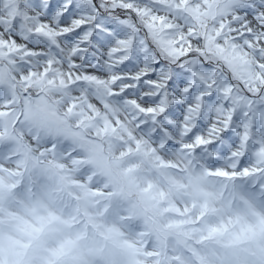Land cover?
Wrapping results in <instances>:
<instances>
[{
  "label": "snow or ice",
  "instance_id": "snow-or-ice-1",
  "mask_svg": "<svg viewBox=\"0 0 264 264\" xmlns=\"http://www.w3.org/2000/svg\"><path fill=\"white\" fill-rule=\"evenodd\" d=\"M191 3L192 0H0V33L6 30V35L0 36V54L7 52L16 61L13 72L27 71L37 57L47 62L46 72L57 63L68 64L75 72L70 90H94L106 108L125 103L135 106L140 113L138 120L143 121L138 128L154 140L152 151L183 148L193 150L197 160L206 157L207 168L193 161L189 169L201 174L207 170V174L223 176L228 181L213 197V203L221 207L206 208L209 215L223 217L244 208L264 212V168L251 169L245 163L251 161L254 150L264 154V86H253L264 85V63L255 65L260 72L253 81H244L247 89L242 97L214 69L196 60L180 64L181 71H176L165 57L179 60L185 50L166 47L175 41L165 40L163 35L180 28L178 23L170 22L173 18L187 23ZM223 3L215 29L211 33L206 30L198 38L214 43L221 52L222 41H227L233 52L243 48L240 55L248 63L249 52L264 59V0ZM141 63L150 64L152 71L139 73L137 64ZM89 67L95 71H81ZM110 69L120 73L112 77L111 83L101 78ZM141 86L156 90L155 94L134 99L139 92L133 89ZM165 95L170 101L166 107L148 106L156 105ZM75 136L72 132L71 137ZM178 138L186 143H179ZM12 143L27 150L20 136ZM135 143L139 147L141 141L136 139ZM241 146L243 151H236ZM51 150L55 152V145ZM225 161L238 170L229 173L210 168L214 162ZM250 178L255 183H247ZM40 179L37 177L30 187L28 178L22 177L11 190L0 185V264H85L73 257L75 248L71 246L64 256L53 260L49 245L54 243L52 235L60 225V217L54 211L36 213L40 206L37 197L46 196ZM29 195L37 205L27 209L32 219L24 223L13 209ZM236 221L242 224L238 216ZM21 231L23 235H19ZM224 231L227 236L219 235V226L209 227L207 236L194 245V251L178 245L175 251L182 256L174 257L171 264H184L182 257H188L191 264H264V233L257 239L247 229L233 235L225 225ZM6 248L14 249L15 255L6 259ZM119 255L118 248H111L103 253L102 260L92 264H119Z\"/></svg>",
  "mask_w": 264,
  "mask_h": 264
},
{
  "label": "clouds",
  "instance_id": "clouds-1",
  "mask_svg": "<svg viewBox=\"0 0 264 264\" xmlns=\"http://www.w3.org/2000/svg\"><path fill=\"white\" fill-rule=\"evenodd\" d=\"M223 7V0H192L190 5L192 10L189 12L191 18L187 23L173 18L170 22L178 23L180 28L165 32L163 35V39L175 41V44L165 45L166 47L184 49L185 55L179 60L169 57L165 59L171 60V64L178 72L181 71L180 64L187 65L188 62L196 60L202 66L214 69L217 76L231 83L233 89L242 97L247 89L244 81L251 82L259 75L260 70L255 65L264 63V59H257L249 52L248 60L251 62L248 63L245 57L240 55L245 51L243 48H240L239 53L233 52L228 48V42L222 41L221 47L224 51L221 52L214 43L198 38L203 37L206 30L211 33L215 29L219 10ZM225 19L227 20V17ZM111 63L115 64L116 61L112 60ZM137 70L143 74L151 72L152 67L150 64L141 63L137 64ZM81 71L95 70L89 67ZM114 75L119 76L120 73L110 69L106 75H101V78L111 83ZM161 83H164L163 78ZM133 91L139 92V96L133 98L140 100L146 96H153L156 90L141 86ZM62 92L63 89L59 85L44 84L36 96H32L31 93L25 95L19 110L14 114L13 123L17 124L19 121L17 127L20 137L27 140L32 153L33 160L28 161L31 164L30 171L36 174L38 169L46 170V174L39 177L40 182L48 190L45 191V197L38 196L37 200L48 201L49 205L55 208L59 206L65 193L73 197L78 205L77 212L82 210V214L79 215V219L76 216L72 219L78 224L83 220L87 225L88 217L94 215L98 223L88 230L86 239H91L97 246L102 245V252L111 248L110 242L105 238L108 226L99 222L106 208L115 200L122 201L125 205L120 213L122 222L131 219L132 211L140 213L141 227L137 228L135 234L118 233L121 241L127 240L137 246L129 247L125 244L118 248L119 264H134L145 246L159 247L161 256L165 258L161 264H167L168 252L176 250L170 245H179L181 241L185 247L200 243V238L210 227V221L216 216L205 211L206 204H214L213 197L199 189L195 180L189 179L187 174L182 172L179 164L169 169L170 172L178 174V177L173 176L172 179L144 174L138 163L140 147L133 146L136 144V138L127 136L125 127L122 126L125 121L136 127L143 123L138 120L140 113L136 111L135 106L130 103L123 104L125 112L120 114L123 115L121 120L120 115L111 113L100 99H96L97 93L90 101L95 111L92 108L85 111L82 101L74 108L73 100L78 98L62 95ZM169 102L168 96L165 95L156 105L148 106L159 108L163 104L166 107ZM63 127L75 132V138L64 135L59 130ZM139 130L144 132L143 128ZM140 139L143 141L144 137L141 136ZM53 145L55 152L51 150ZM236 151H243V147H238ZM23 159V154L19 153L13 162L19 168ZM245 163L251 169L264 168V154L258 149L254 150L251 161ZM218 164L219 162H214L210 168L214 170ZM202 175H207V170ZM252 179L254 178L248 181ZM90 205L95 206V214ZM48 212L47 206L41 205L36 208L38 215H46ZM250 222L260 227L255 220ZM218 226H225L223 219ZM241 226L240 222L228 219L227 227L230 231ZM102 259L103 257H97V260Z\"/></svg>",
  "mask_w": 264,
  "mask_h": 264
},
{
  "label": "rangeland",
  "instance_id": "rangeland-1",
  "mask_svg": "<svg viewBox=\"0 0 264 264\" xmlns=\"http://www.w3.org/2000/svg\"><path fill=\"white\" fill-rule=\"evenodd\" d=\"M2 14L3 13L0 12V15ZM3 35H6V30L3 33H0V36ZM15 63L16 61H14L7 52L0 54V156L3 157L0 159V185L7 190H11L12 186L18 184L24 176L28 177V183L31 187L37 177L41 174H46V170L43 168L38 169L36 174H33L30 171L31 164H29L28 161L33 160V157L27 140L21 139L20 137L22 143L27 146V150L20 149L15 143H12L16 137L20 136L17 127L18 123L14 124L13 120L15 119L14 114L19 110L20 105L23 102V97L28 93H31L32 96H36L40 91V87L44 84L59 85V87L63 89L62 95L78 98V100H73V104L75 105L74 108L78 102L82 101L84 103L85 111L89 109V105H91V108L95 111L90 101L92 96L97 93L94 90L87 89L84 91H80L78 89L70 90V79L74 80L75 74L68 64L57 63L46 72L45 69L48 68L47 62L42 58L37 57L31 61V65L27 68V71L20 72L17 70V72H13L12 66ZM70 73L71 77L69 75ZM25 77L28 79L26 80ZM62 80L63 83H61ZM96 99H100L99 95H96ZM100 100L105 104L104 100ZM107 109L116 115H120L125 112L123 106L115 104L108 106ZM120 118L123 120V115H120ZM122 126L125 127L127 136L135 137L140 141V137H144V140L141 141L139 146L140 153L138 163L139 167L143 169L145 175L151 176L155 174L159 177L172 179L173 176L178 177V174L170 172L169 169H173L179 164L182 172L186 173L189 179H193V177H195V182L197 183L198 188L206 191L211 197H214L216 191L223 190L225 184L228 183L223 176L215 174L202 175L199 170L193 173L189 169V165L193 161L198 164H205L206 161V157L204 159L197 160L193 150L176 148L172 151L161 152L157 148L156 151H152L154 140L150 135L145 132H141L135 125H129L128 121H125ZM59 130L68 137H71L73 132L68 127H63ZM178 142L186 143L182 140V138H178ZM149 145L151 146L150 148ZM133 146L137 147L136 144ZM18 153H22L24 157V159L20 161L22 166L19 168L17 167V164L13 162L16 160ZM205 167L207 168L208 165L205 164ZM234 169L235 167L232 164L225 161L223 163H219L218 166L214 168V171L226 170L231 173ZM247 183H255V179L250 182L247 181ZM41 185L44 191L48 190L44 184L41 183ZM31 190L35 191L36 189L32 188ZM36 205L37 200H33L31 195H29L28 199L22 201L18 208L13 209V211L22 217L24 223H27L32 219V217L28 215L27 209H31ZM39 205L49 207V211H54L57 216L60 217V225L56 230V233L52 235L54 243L49 245L53 252V260L60 259L64 256L69 250V246L75 248L73 257L82 259L85 261V264H92L93 261L97 260V257H103V246H97L91 239H86L88 230L91 229L94 224L98 223V221L94 218V215L88 217L89 223L87 225L84 224L83 220H80L78 224L75 219H72L73 216H76L77 219H79V215L82 214V210L79 213L77 212L78 205L73 197H70L67 193H65L63 199L59 202V206L55 208L51 207L48 201L45 200H40ZM90 207L92 208L93 214H95V206L90 205ZM123 207H125V205L122 201L115 200L106 208L103 215L100 217L99 222H103L108 226V230L105 232V238L110 242L111 248H120L125 244L129 247H137L134 243H130L127 240L121 241L118 238V233L120 232H127L131 235L135 234L137 228L141 227V214L135 211H132V217L128 222L121 221L120 213ZM220 207L221 206L219 204H206L205 211L206 208L219 209ZM237 216L240 218L243 228L239 227L236 230L230 231L227 227L233 235L238 231L247 229L250 234L255 235L257 239H259L261 234L264 233V222H262L264 212H261L259 208L233 210L231 215L225 213L223 217L216 215L210 221V227H218L221 219H223L224 225L227 226L228 219L231 218V220L236 221ZM193 219L195 220L196 218L194 217ZM253 220L259 223V228L256 223L250 222ZM23 226L24 225L22 224V229ZM219 227L221 228L219 235L227 236L228 232L224 231V226ZM23 234V231L19 233V235ZM205 236H207V232L205 233ZM200 239H202V237ZM179 245L184 246L183 241H181ZM170 247L177 248L178 245H170ZM187 248L193 249V251L195 250L194 246L191 244H189ZM10 255L14 256L15 250L6 248L5 258L7 259ZM177 256H182V254L177 251L168 252L166 257L167 264H171L172 259ZM182 258L184 260V264H191L188 257ZM162 259L165 258L161 256V250L159 247L148 248L145 246L142 254L137 260H135L134 264H161Z\"/></svg>",
  "mask_w": 264,
  "mask_h": 264
}]
</instances>
